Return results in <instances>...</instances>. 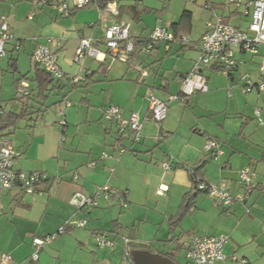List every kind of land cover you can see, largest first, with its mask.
<instances>
[{"label":"crops","instance_id":"crops-1","mask_svg":"<svg viewBox=\"0 0 264 264\" xmlns=\"http://www.w3.org/2000/svg\"><path fill=\"white\" fill-rule=\"evenodd\" d=\"M39 1L0 0V18H6L19 44L18 50H14L12 44L6 46V67L15 89L9 101L18 92L15 79L26 74L29 78L37 76L31 54L38 44L48 45L56 53L65 75L84 80L77 85L66 79L49 81L45 84L46 97L43 99L32 93L30 113L35 114L21 120L26 122L24 125L19 121L8 138L19 153L16 169L43 173L47 181L37 185L31 195L19 190L0 192V254H9L12 257L10 264H133L127 256L130 246L121 240L124 237L155 254L172 253L182 245L185 263L191 264L185 257L190 236L223 235L227 238L222 248L224 259L215 264H264L262 174L255 177V187L248 200L235 203L228 214L201 193L195 199V208L182 219L178 228L170 231L168 224L183 196L192 188L187 169H199V177L206 184L215 186L223 182L231 195H238L241 193L237 183L239 170L253 168L250 159L243 158L248 156L241 152L244 142L239 138L247 124L241 118L238 120V114L220 115L219 94L224 95L230 90L228 85L235 80L241 64L255 57L262 59L264 51L258 48L256 54H250L235 50L236 68L231 77L223 74V79L219 71L203 69L195 82L202 85L206 93L194 92L182 101L168 99L179 94L182 78L193 66L207 24L218 16L230 25L235 19L237 23L232 26L245 30L250 21L245 6L236 8L227 0H183L186 4L196 3L199 16L200 11L206 15L202 31L193 34L196 10L187 9L186 4L172 10L170 0H143L138 9L144 12L137 20L127 15L118 18L117 7L134 4L131 0H108L111 12L94 6L75 11L71 8V14L66 17L59 16ZM211 6L222 8L214 10ZM20 7L23 8L22 17L10 22L13 12L19 11ZM184 11L191 14L190 24L180 29L183 36L191 39L190 45L173 42L166 48L160 44L149 56L144 57L137 50L128 62L109 63L103 43L107 27L127 23L130 37L144 41L157 25L172 30V25L179 22ZM31 13L33 17L28 19ZM81 37L91 39L93 46L105 53V57H101L103 62L87 57L80 65L73 63ZM20 50L33 64L26 70L20 67L18 60L21 59L15 57ZM246 54L250 55L248 60ZM251 72V83L264 82V71L259 70V64ZM2 73L0 62V91L4 79ZM24 83L27 91L36 87L35 81ZM253 90L259 100L264 90H257L256 86ZM151 93L166 102V117L159 123L150 119L146 98ZM62 100L69 101L70 106L64 107ZM2 102L6 104V101ZM14 104L18 106L14 111L17 113L21 105ZM109 106L121 108L124 119L131 113L138 115L142 127L137 142H133L127 129L120 132L116 121L102 117L103 110ZM56 109L63 112L66 123L59 133L55 119L47 116V112H51L55 117ZM243 112L253 116L247 115V119L264 124V107L253 111L245 108ZM209 139L220 144L222 155L218 161L204 152ZM261 161L264 162V153ZM163 162L169 164V169L162 167ZM72 174H77V183L72 182ZM103 185L125 193L128 206L121 208L116 203L100 202L98 208L85 216L69 204L74 192L89 195ZM84 217L88 219L86 228L66 225ZM62 227L65 230L68 227L66 232L42 248L37 261H30L33 238L56 233ZM93 235L118 240L120 246L115 241V248H98L90 241Z\"/></svg>","mask_w":264,"mask_h":264},{"label":"built area","instance_id":"built-area-1","mask_svg":"<svg viewBox=\"0 0 264 264\" xmlns=\"http://www.w3.org/2000/svg\"><path fill=\"white\" fill-rule=\"evenodd\" d=\"M89 1L70 0V2H62L58 0H40L39 2L42 5L49 6L59 16L66 17L70 14L71 8H82ZM228 2L236 8L245 6L247 10L246 15L250 18L247 29L242 30L230 24H225L221 18L215 16L214 20L207 24V31L199 40L198 55L189 73L182 78L179 94L170 96L169 100L182 101L185 96H190L194 92L203 90L202 85H197L195 82L200 77L203 69L215 67L219 72L227 75L236 64L233 55L235 50L256 54L259 46L264 45V0H228ZM103 11L111 12L108 5H106ZM32 17L33 13L28 15V19ZM129 30V24L122 22L106 28L103 41L107 49L106 54L95 48L91 39L81 37L75 51L73 63L80 65L87 57L103 62L105 55H108L110 64L114 61L128 62L131 54L134 52L133 39L130 37ZM173 42H178L182 46H188L192 43L188 36L176 39L170 28L157 25L150 32L148 39L139 42V50L141 54L149 56L158 45L163 44L168 48ZM9 44H12L14 50L19 49V44L11 33L6 18L2 17L0 18V55L6 53V46ZM31 60L56 80L66 79L71 84H77L84 80L81 77L64 75L59 67L56 53L48 45L38 44L31 54ZM259 70L264 71V57L259 64ZM255 86L257 90H264L263 81L253 84L248 80L243 87V92L249 93ZM20 87L21 89L18 90L17 94L19 96L26 95L27 84L21 82ZM146 100L150 119L157 123L164 120L167 111L165 100L153 93L149 94ZM62 104L64 107L70 106V102L67 100ZM58 117V125L63 130L66 123L61 110L58 111ZM102 117L107 121H116L120 132L127 129L133 142H137L140 139L142 123L136 113H131L127 119H124L121 108L109 106L103 110ZM204 152L210 155L213 160H218L222 155L219 142L213 139L206 141ZM18 157L19 153L12 144L6 139L0 138V192L19 190L30 195L33 193L36 185L46 180L47 177L43 173H27L16 169L15 164ZM162 167L165 170L169 169V164L163 162ZM255 177L254 171L248 167L239 170L237 183L241 189V193L238 195H231L228 187L223 182L214 186L201 182L197 178L196 185L199 190H204L205 195L216 201L228 214L235 203H242L248 200L255 187ZM71 180L73 183H77V174H72ZM100 202L116 203L121 208L128 206L126 194L115 190L109 185L97 187L89 195L82 191H76L69 199V204L85 216L98 208ZM66 225L83 229L87 227L88 219L84 217L73 222H68ZM64 233L65 228L62 227L56 233L33 238V252L30 255V261H37L41 249L53 243L59 235ZM226 240L227 238L223 235H192L187 241L185 257L191 264H215L217 261L224 259L222 248ZM123 241L125 244L129 243L128 239H123ZM115 244L114 240L108 241L105 236H96V246L98 248L105 246L114 247ZM11 261L12 257L9 254H0V264H10Z\"/></svg>","mask_w":264,"mask_h":264},{"label":"rangeland","instance_id":"rangeland-1","mask_svg":"<svg viewBox=\"0 0 264 264\" xmlns=\"http://www.w3.org/2000/svg\"><path fill=\"white\" fill-rule=\"evenodd\" d=\"M170 2H171L170 8L172 10L179 9V7H183L186 4L185 1H183V0H170ZM39 3L41 4V2H39ZM12 4L15 5L14 2H12ZM186 5H187L186 6L187 9L196 10L195 17H194L195 24H194V28H193V34L198 33L199 30L202 31V29L204 27V25H203L204 19L206 16L205 14L204 15L202 14V12H204V11H200L201 15L199 16V14H197V12H198L197 10H198L199 6L196 3H191V2L189 3L188 2ZM45 10H48V8H45ZM5 11L7 12L8 9H5ZM22 11H23L22 7H20L19 11L15 10L13 12L14 16H12L10 22H12L13 18H17V20H20L19 18L22 17L21 16ZM48 12H49V10H48ZM236 23H237V21L235 19L231 20L232 25H235ZM241 26H243V24H241ZM259 49H260V51L263 52L264 46L263 45L259 46ZM17 52H15V53H17V54H15V57L21 59V60H18V61H21V62H19L21 69L26 70V69H28V67L33 66V64L30 62L29 58L24 57V51L23 50H20ZM6 55H7V53H5L4 55H0V62L2 65V69H3L2 76H4V79L2 81V90L0 91V100H1L0 102L4 105V103L2 101H6V105H5L6 109L12 110L14 112V111H17L18 106L11 103V101H9L14 96L15 89L12 85V79H13L12 75L9 71H7ZM141 55L146 57V55H144V54H141ZM260 55H263V54H260ZM241 56H243V55H241ZM249 58H250V55L246 54L245 59L248 60ZM261 61H262V59L260 57H255L254 60H252V61L248 60V61H246L240 65L241 68L239 69V73L235 77V80L228 85V88H230V90H228V92L225 91L224 95L219 94V96L221 95V103H219V105H218V109H220L219 111H222L220 114L221 116H224L225 114H231V115L238 114L239 115L238 120H239V118H241L240 120H243L247 124V126L245 127L243 135L239 137L241 139V141L244 142V143H241V152L247 154V156L249 157V158L248 157L247 158L243 157V158L246 159V161H248V159H250V161L253 165V168H254L253 171L255 172L256 176L260 175V174L264 175V162L261 161V158H262L263 153H264V134H263L264 133V124L258 123L256 121V119L255 120L247 119L248 118L247 115H249V114H246V112H243V111L245 108L248 109L249 111H253L255 108H263L264 107V93H260L261 96L259 98V100H260L259 101L257 99L256 91L253 90L252 92L244 93L243 92V85L249 80V78H251V81H252L253 77H252L251 69H257V64H260ZM114 62L120 63L119 61H114ZM244 64H245V66H242ZM246 64H249V65H246ZM219 74L221 76H223L222 77L223 79L225 78L222 73H219ZM20 89H21V87L19 86L18 90H20ZM16 92H17V89H16ZM200 93L204 94L206 92H204V90H201ZM228 93H229V96H228ZM50 101H52V98L50 99ZM47 114H48L47 115L48 117L50 116V117L55 119V126L58 130V133H59L60 127L58 125V118L59 117H58L57 109L55 110V117L53 116V114L51 112H47ZM47 116H46L45 120L47 119ZM249 116L253 117L251 115H249ZM42 119L40 120V122L42 121ZM21 122H22V125H24V123H26L25 121H21ZM218 160H215V161H218ZM253 168H251V169H253ZM206 197L209 198L208 196H206ZM211 200H213V199H211ZM123 239H127V238H124V237L121 238V240H123ZM107 240L108 241H113V240L118 241V240H115L112 238L111 239L107 238ZM90 241L93 242V244H95L96 243V235L95 236L93 235V239ZM119 246H120V242L118 241V247ZM175 254H176V258H177L178 263L186 264L185 260H184V254L182 252H177Z\"/></svg>","mask_w":264,"mask_h":264},{"label":"trees","instance_id":"trees-1","mask_svg":"<svg viewBox=\"0 0 264 264\" xmlns=\"http://www.w3.org/2000/svg\"><path fill=\"white\" fill-rule=\"evenodd\" d=\"M131 1H133L134 4L121 5V6L117 7L118 18L119 19L123 15H127L131 19L137 20V19H139L140 14H142L144 12V10H139L138 9L139 3H141L143 0H131ZM107 3H108V0H90L88 2V4H86L82 8L94 6V7L98 8L99 10H103L106 7ZM82 8H73L72 11H75L77 9H82ZM211 8L214 9V10L215 9H221L222 6H211ZM70 14H71V12H70ZM190 19H191L190 12L189 11H184L182 13V15H181V18H180L179 22L174 24V25H172V27L174 29V30L172 29V31H173L174 36H175L176 39H179V38H181L183 36L182 35V30L180 28H181V26H185V24L189 25L190 24ZM222 22L225 23V24H228L227 20H222ZM132 39H133V44H134V52L131 54V56H133L135 54V51L139 50V48H140V43L139 42L141 41L139 39H134V38H132ZM235 68H236V64H235V67L233 68V70L230 71L226 76L231 77L232 76V72L235 70ZM34 69H35V74L38 77H40V78H38L37 76H36L37 77L36 78L35 75H34V77L29 78V77H27V74H26V75L18 77L14 81L16 89L19 88L21 82H24V81H30L32 83H33V81L36 82V87H35L34 90L27 91V94L23 95V96H19L18 94H16V97L13 100H11V103H13V104L14 103H19L21 105L20 110L17 113H15L12 110H7L6 107H5L6 104L5 105L0 104V138H4L7 141H9L8 138L15 131L17 123L19 121L27 118L28 116H30L32 114H35V112L30 113V109L31 108H30L29 103L32 100V93H36V97L39 98V99L45 98L46 97V94H45L46 93V86H45V84L47 82H49V81H54V79H55L49 73H47L43 68L39 67L38 65L34 64ZM211 69L219 71L215 67H211ZM60 80H62V79H60ZM60 80H55V81L59 82ZM77 84H72V85H77ZM201 168H202V165L200 166V169ZM187 171L190 173V176H191L192 188H191L190 192L186 193L183 196L182 202H181L176 214L168 219V224H169V227H170V231H173L174 229L178 228L179 225H180V222L182 221V219L188 213L193 211V209L195 208V199H196V197L199 194H201V193L205 194L204 190H199L197 185H196V179L197 178H199L201 182H204L202 180V178L199 177L200 176L198 174L199 173V169H193V170L187 169ZM46 181H47V179L41 181L40 183L46 182ZM33 193H34V191H33ZM23 194H25V193H23ZM25 195H28V194H25ZM67 228L68 227H66V230H67ZM66 230H65V232H66ZM127 246H130L129 251L127 250L129 252L128 255H127L128 258H130V251H132V250H148V251L152 252L150 249H147L143 245H135V244H132L131 242L127 243ZM182 250H183V246L179 245L176 249L173 250L172 253H159V254L169 258L174 263L179 264L176 261L175 253L181 252Z\"/></svg>","mask_w":264,"mask_h":264},{"label":"water","instance_id":"water-1","mask_svg":"<svg viewBox=\"0 0 264 264\" xmlns=\"http://www.w3.org/2000/svg\"><path fill=\"white\" fill-rule=\"evenodd\" d=\"M130 258L133 264H176L165 256L147 250H132Z\"/></svg>","mask_w":264,"mask_h":264}]
</instances>
